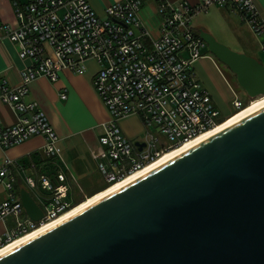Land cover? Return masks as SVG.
<instances>
[{
	"label": "built area",
	"instance_id": "1",
	"mask_svg": "<svg viewBox=\"0 0 264 264\" xmlns=\"http://www.w3.org/2000/svg\"><path fill=\"white\" fill-rule=\"evenodd\" d=\"M15 24L0 17V42L8 39L18 55L29 60L20 70L19 84L0 76V102L16 112V122L0 123V148L8 149L33 136L45 143V158L56 166L54 179L34 166V175H25L27 187L38 196L43 217L36 222L23 210L15 184L16 177L0 168V184L6 198L0 202V220L12 219V227L0 236V248L43 222L53 220L73 205L67 170L57 145L58 137L37 102L28 99L29 86L38 76L56 81L61 70L83 74L88 61L97 64L93 86L106 107L109 121L93 154L105 183L124 179L171 147L183 144L225 120L210 92L201 86L193 65L206 44L190 23L195 15L217 6L238 14L260 39L264 52V18L255 0L179 1L173 6L157 0L160 36L154 38L139 17L143 0H118L106 7L100 19L87 0H9ZM187 51L186 58L179 56ZM65 99L67 93L61 92ZM232 112L245 106L234 97ZM231 112V114H232ZM133 114L147 132L140 149L123 134L119 119Z\"/></svg>",
	"mask_w": 264,
	"mask_h": 264
},
{
	"label": "water",
	"instance_id": "2",
	"mask_svg": "<svg viewBox=\"0 0 264 264\" xmlns=\"http://www.w3.org/2000/svg\"><path fill=\"white\" fill-rule=\"evenodd\" d=\"M249 99L264 66L199 29ZM138 149L143 143L135 142ZM23 210H43L27 190ZM0 264H264V106L0 256Z\"/></svg>",
	"mask_w": 264,
	"mask_h": 264
},
{
	"label": "crops",
	"instance_id": "3",
	"mask_svg": "<svg viewBox=\"0 0 264 264\" xmlns=\"http://www.w3.org/2000/svg\"><path fill=\"white\" fill-rule=\"evenodd\" d=\"M87 1L92 6L95 14L100 19L105 20L106 7L118 0ZM167 1L171 2L173 6L178 4L179 1H188L192 4L197 2V0ZM255 2L264 18V0H255ZM142 3L139 17H141L144 27L154 38H157L160 36L159 23L161 19L158 12L159 2L157 0H143ZM217 9L219 8L210 7L208 10ZM207 12L202 14L206 16ZM0 17L2 21L11 24L16 23L9 0H0ZM190 27L197 34H199V29L210 32L200 25H191ZM179 56L186 58L188 53L187 51H181ZM29 63V60L19 57L17 46L13 42L8 39L0 42L1 77L6 78L12 84H19L20 70L27 67ZM193 70L198 75L200 83L202 80L206 89L212 95L214 102L225 107L228 105L230 96L226 93L227 88L230 90L231 96L236 97L237 84H235V78L228 72L227 67L218 62L208 51L202 53L201 58L193 65ZM96 71V62L88 61L83 74L77 75L71 70L64 69L59 72L56 81L38 76L29 86L28 99L37 102L38 107L44 111L57 134V145L62 153L63 166L67 170L70 191L72 192L75 185H79L82 178L90 177L96 173L97 160L93 158V154L98 151L99 138L102 136L104 125L109 121L107 109L102 104L93 86ZM61 92L67 93L65 99L61 98ZM16 119L14 109L0 102V123L8 126L14 124ZM118 123L123 134H126L130 140L137 143L143 142L142 138L145 136L146 128L140 118L128 114L120 118ZM44 143V138L37 135L21 144L8 147V149L0 148V168L4 164H9L8 169L16 177L15 188L18 195L20 196V191L25 189L38 205L40 204L38 196L27 187L24 176L34 175V166L42 172H47L46 170L49 169L44 168L46 164L43 152ZM81 192L86 196L85 192L82 190ZM5 198L4 186L0 184V202ZM11 227V217L0 220V236H3Z\"/></svg>",
	"mask_w": 264,
	"mask_h": 264
},
{
	"label": "rangeland",
	"instance_id": "4",
	"mask_svg": "<svg viewBox=\"0 0 264 264\" xmlns=\"http://www.w3.org/2000/svg\"><path fill=\"white\" fill-rule=\"evenodd\" d=\"M210 7L217 6H209L208 9ZM208 9L206 10L208 11L206 16L202 14L206 11L199 13V15L197 14L198 16L195 15L194 19L190 23V26L200 25L201 27H204L206 30L210 31V33L220 43L228 45L234 51L243 52L252 58L255 57L264 66V52L261 50L260 39L251 31L246 23L241 20L239 15L230 12L225 8H219L217 10ZM201 51L202 53H205L207 52V48H203ZM233 80L234 78L232 77V81ZM201 86L205 87L202 80ZM236 91V97L244 102L245 105L249 104L256 98L261 97L256 96L254 99H249L246 93L237 86ZM226 93L230 96L226 107L215 102L222 113V117H225V119L228 115H231V112L233 111L230 103L233 96H231L228 88ZM147 132L158 135L160 140H164L163 136L157 133V128L153 125L146 128L145 136L142 138V141L148 138ZM102 185L103 179L97 169L95 174H92L90 177L82 178L79 185H75L73 188L74 198L76 199L75 201L83 200L84 198L90 196L91 192L97 191V189L102 187ZM81 190L86 193V196L82 194Z\"/></svg>",
	"mask_w": 264,
	"mask_h": 264
},
{
	"label": "bare ground",
	"instance_id": "5",
	"mask_svg": "<svg viewBox=\"0 0 264 264\" xmlns=\"http://www.w3.org/2000/svg\"><path fill=\"white\" fill-rule=\"evenodd\" d=\"M260 96L261 97L256 98L255 100H252L245 107H242L239 111L233 113V115H231V116L228 115L227 118L225 119V121L217 124L216 126L212 127L209 130H206L204 133L198 135L197 137L183 142V144H180V145L175 146V147H171L168 151L163 152L158 157L154 158V160L148 162L146 165L141 167L139 170L126 175V177H124V179H121L119 181L111 183V185L108 186L107 188L99 190V191H97V193H94V195L86 197L83 200V202H81L80 204H78L72 208L70 207L68 209V211L60 214L59 216L55 217L53 220L48 221V222H43L38 227L34 228L33 230L26 232L24 235H21L19 237L14 238L10 243H8L7 245H4L3 247L0 248V256L4 253L10 251L12 248L26 242L27 239L39 234L41 231L53 226L54 223L66 218L70 214L80 210L81 208H83V206L97 200V198L107 194L108 192L112 191V189L126 183V181H128V180L132 179L133 177L140 175V173L154 167L156 164H158L161 161L169 158V156H171L177 152L182 151L184 148H186V147H188L194 143H197L199 140L212 135V133H215L216 131L225 128L227 125L232 124V123L240 120L241 118L245 117L246 115L254 112L256 109L263 107L264 106V95H260Z\"/></svg>",
	"mask_w": 264,
	"mask_h": 264
},
{
	"label": "trees",
	"instance_id": "6",
	"mask_svg": "<svg viewBox=\"0 0 264 264\" xmlns=\"http://www.w3.org/2000/svg\"><path fill=\"white\" fill-rule=\"evenodd\" d=\"M247 105H248V104H247ZM245 106H246V105H245ZM245 106H244V107H245ZM233 113H235V111L232 112L231 115H233ZM231 115H230V116H231ZM224 121H225V120H224ZM222 122H223V121H222ZM45 162H46V164L44 165V166H45L44 168H45V169H46V168H49V169L46 170L47 172H45V171H43V172H45V173L51 178V180H53L54 175H55V171H56V166H54L53 164H51V161L48 160V159H45ZM15 186H16V184H15ZM108 186H110V185H108V184H106V183L104 182L103 185H102V187L98 188L97 191L102 190V189H104V188H107ZM97 191L91 192V193H90V196H91V195H94V193H97ZM69 194L71 195V197H72V199H73V205H72V207H74V206L80 204V203L83 202V200L85 199V198H84L83 200L75 201L76 199L74 198V194H73V192L70 191ZM72 207H71V208H72Z\"/></svg>",
	"mask_w": 264,
	"mask_h": 264
},
{
	"label": "flooded vegetation",
	"instance_id": "7",
	"mask_svg": "<svg viewBox=\"0 0 264 264\" xmlns=\"http://www.w3.org/2000/svg\"><path fill=\"white\" fill-rule=\"evenodd\" d=\"M227 70H228V68H227ZM228 72H229V73H231L229 70H228ZM231 75H232V76L235 78V76H234V74H233V73H231Z\"/></svg>",
	"mask_w": 264,
	"mask_h": 264
}]
</instances>
